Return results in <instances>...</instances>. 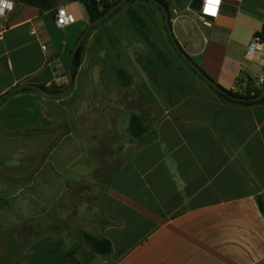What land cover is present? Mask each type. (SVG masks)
Masks as SVG:
<instances>
[{"label":"crops","instance_id":"0c3cea01","mask_svg":"<svg viewBox=\"0 0 264 264\" xmlns=\"http://www.w3.org/2000/svg\"><path fill=\"white\" fill-rule=\"evenodd\" d=\"M10 1L0 97L64 87L89 21L75 18L74 35L54 43L42 18L61 7L74 16L67 7L81 2ZM164 1L180 47L214 82L263 88L264 51L246 54L264 0H224L211 20L194 0ZM128 4L93 31L65 97L15 92L0 104V264H70V253L82 264H264V103L223 101L177 59L164 13ZM133 116L155 135L135 139ZM83 233L112 253L97 254Z\"/></svg>","mask_w":264,"mask_h":264},{"label":"trees","instance_id":"16d2710c","mask_svg":"<svg viewBox=\"0 0 264 264\" xmlns=\"http://www.w3.org/2000/svg\"><path fill=\"white\" fill-rule=\"evenodd\" d=\"M78 1H80L85 6L86 11L88 13V17H89V22L90 23H93V22L101 19L102 17H104V15H106L117 3L121 2L122 0H120L117 3H115L114 5H111V6L107 7V8H105L103 11H99V9L97 8V5H96V3H95L94 0H78ZM133 1L134 0H128L125 4H128V3L133 2ZM140 1H144V2H147V3H152L157 9H159L163 13V10L158 5H156L153 1H151V0H140ZM158 1L160 3H162L165 6V8L168 10V12L170 13V8H169L168 3H166L164 0H158ZM124 5H122L120 8H122ZM120 8L114 14H116L120 10ZM114 14L112 16H114ZM104 22H106V21H104ZM96 28H97V26L95 28H93L92 30H95ZM86 29H87V27L83 30L82 34L84 33V31ZM81 35H80V37H81ZM260 35L264 38V29H263V32ZM80 37L76 40L74 46L76 45V43L78 42V40L80 39ZM86 40L83 43V45L81 46V48L79 50V53H78V55H77V57L75 59V62H74V68H73L74 79L76 78V76H77V74L79 72V69H80V67L82 65V60H83V54H84V50H85ZM72 50L73 49H71V51L69 52V55H71ZM178 56L181 59H183L179 55V53H178ZM185 63L189 66V64L186 61H185ZM194 73H195V71H194ZM195 74L198 75L197 73H195ZM207 77H208V79L210 81L209 85L212 88V90L223 101H225L227 103L238 104V105H246V106H249V105H257V104L264 103V97L260 101H257V102H250V101H248V102H241V101H238L235 98V97H242V98L249 99V100L250 99L257 98V97H259L262 94L264 85H263V88L262 89L257 90V89H251L250 84H248L247 87H246V90H245V93L244 94H237V93H235L233 91L226 90L225 88H223L222 86H220L219 84H217L216 82H214L208 75H207ZM38 87H40L41 89H43L45 92H47L50 95L57 94V93L65 90L67 88V86L66 87H62V88H58L56 86L45 87L43 85L38 86ZM31 91H33V90L23 89V90L18 91V93L19 92H31ZM129 132H130V134L135 139H138V140L140 138H142L143 136H151V137H153L155 135V133L153 131H151V129H149L148 127L145 126L142 118L139 117V116H133L132 117L131 124H130V128H129ZM151 142H152V139L151 140H148L147 142H144L142 144L143 145H148ZM257 202H258V206H259L260 212L262 213V215L264 217V197L263 196H259L257 198ZM82 237H83L84 240H86L92 246L93 250L97 254H100V255H103V256H108L113 251L112 244L107 239H98V238H95V237H93L91 235L84 234V233L82 234ZM69 257H70V264H82V263H80L79 261H77L74 258V256H73L72 253H70Z\"/></svg>","mask_w":264,"mask_h":264},{"label":"water","instance_id":"95a60500","mask_svg":"<svg viewBox=\"0 0 264 264\" xmlns=\"http://www.w3.org/2000/svg\"><path fill=\"white\" fill-rule=\"evenodd\" d=\"M128 0H122L121 2L117 3L106 15H104V17H102L101 19L90 23L87 26V29L84 31V33L81 35L80 39L78 40V42L76 43V45L74 46L72 53L70 55V60H69V66H68V86L65 90L54 94V95H50L47 92H45L43 89H41L40 87H38L37 85H32V84H26V85H19L17 87H15L14 89H12L8 94L0 97V104L5 101L10 94H13L15 92H18L20 90L23 89H30V90H34L37 91L43 95L46 96H50L53 98H58L61 96H64L66 94H68L74 85V75H73V68H74V62L75 59L79 53V50L81 48V46L83 45V43L85 42V40L87 39V37L89 36L90 32L92 31L93 28H95L96 26L100 25L101 23H103L104 21L108 20L122 5H124ZM153 1L156 5H158L162 10L163 13L165 15V22H166V27L169 33V36L172 40V43L176 49V51L179 53V55L184 59V61H186L189 66L195 71V73H197L202 79H204L205 81H207L208 83H210L207 75L204 73V71L184 52V50L180 47L178 41L176 40L174 33H173V29H172V25H171V20H170V14L168 12V10L165 8V6L160 3L158 0H151ZM202 8V0H194V2L192 3V9L195 11H201ZM264 97V88H263V92L262 94L254 99H245L242 97H235L238 101L241 102H257L260 101L262 98Z\"/></svg>","mask_w":264,"mask_h":264},{"label":"built area","instance_id":"2783aa9c","mask_svg":"<svg viewBox=\"0 0 264 264\" xmlns=\"http://www.w3.org/2000/svg\"><path fill=\"white\" fill-rule=\"evenodd\" d=\"M99 11L114 5L120 0H94ZM224 0H220L219 4L213 6L212 0H202V8L199 15L204 20L216 19L221 11ZM241 2L242 0H235ZM14 10V3L10 0H0V18L7 16ZM215 14H212V11ZM76 22L75 17L70 14L64 7H61L55 12V23L59 29H65L72 26ZM264 51V38L261 35H256L249 45L246 58L254 60Z\"/></svg>","mask_w":264,"mask_h":264},{"label":"rangeland","instance_id":"374dc122","mask_svg":"<svg viewBox=\"0 0 264 264\" xmlns=\"http://www.w3.org/2000/svg\"><path fill=\"white\" fill-rule=\"evenodd\" d=\"M147 5L149 7L156 8L152 3H147ZM128 6H130V4H125L122 7V9H124L125 7H128ZM67 9H69L74 14L75 18L77 19L78 25L76 27L82 26V25H84V22H88L89 21L87 11H86L85 7L81 3H77V4L74 3L72 6L67 7ZM1 20H2V17L0 18V21ZM108 21H109V19L106 20V22H104V24L108 23ZM42 22L44 24V30H45L46 36L50 40H52L54 43L58 42L59 40H64V39L70 37L71 35H74V32L76 30L75 28L59 29L57 27V25L55 24V21H54L52 12L51 13H47L46 15H44L43 18H42ZM89 24H90V22H88L87 25H89ZM98 27H99V25L97 26V28ZM93 31L94 30H92L90 32V34H89V36H88V38L86 40L84 54L86 53V50H87L88 46L90 45V36L93 33ZM81 34H82V32L77 35V39L80 37ZM84 54H83V56H84ZM69 56L70 55H67L66 58L69 59ZM176 57H177V59H179V61L187 69H190L189 66L177 54H176ZM190 71H191V69H190ZM65 80L67 81V84L64 87H66L68 85V76H66ZM32 93L33 94H36V95H41V94H37V92H35V91H32ZM42 97H45V99H47L48 101H55V100H53L51 98H48L46 96H42ZM63 97H65V95L64 96H61V97H58V98H63ZM140 107L141 106H138V109H140ZM123 120H124V113L122 112L120 115H118V122L120 121V123H122ZM29 169H30V165L27 166V171H29Z\"/></svg>","mask_w":264,"mask_h":264},{"label":"snow or ice","instance_id":"6c2138e0","mask_svg":"<svg viewBox=\"0 0 264 264\" xmlns=\"http://www.w3.org/2000/svg\"><path fill=\"white\" fill-rule=\"evenodd\" d=\"M219 2H220V0H212L213 6L216 5V4H219ZM212 14L213 15L215 14L214 10L212 11Z\"/></svg>","mask_w":264,"mask_h":264}]
</instances>
